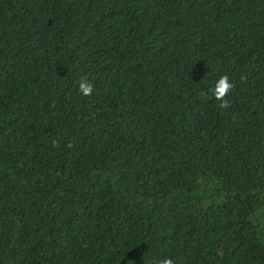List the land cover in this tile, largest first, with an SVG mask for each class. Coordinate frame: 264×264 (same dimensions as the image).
<instances>
[{"label": "trees", "instance_id": "trees-1", "mask_svg": "<svg viewBox=\"0 0 264 264\" xmlns=\"http://www.w3.org/2000/svg\"><path fill=\"white\" fill-rule=\"evenodd\" d=\"M165 258L264 264V0H0V264Z\"/></svg>", "mask_w": 264, "mask_h": 264}, {"label": "clouds", "instance_id": "clouds-1", "mask_svg": "<svg viewBox=\"0 0 264 264\" xmlns=\"http://www.w3.org/2000/svg\"><path fill=\"white\" fill-rule=\"evenodd\" d=\"M232 83L229 81L227 76L221 75L214 86V95L217 99L223 98L226 93L231 89ZM79 90L82 94L87 95L91 91V84L87 81L81 80L79 83ZM224 101L221 99V107L224 106ZM154 264H173V261L170 259H160V260H154Z\"/></svg>", "mask_w": 264, "mask_h": 264}]
</instances>
